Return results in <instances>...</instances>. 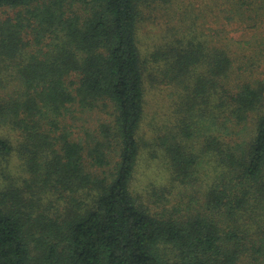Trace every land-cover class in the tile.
Masks as SVG:
<instances>
[{"label": "trees", "instance_id": "obj_1", "mask_svg": "<svg viewBox=\"0 0 264 264\" xmlns=\"http://www.w3.org/2000/svg\"><path fill=\"white\" fill-rule=\"evenodd\" d=\"M144 1L0 0V264H264V80Z\"/></svg>", "mask_w": 264, "mask_h": 264}, {"label": "rangeland", "instance_id": "obj_2", "mask_svg": "<svg viewBox=\"0 0 264 264\" xmlns=\"http://www.w3.org/2000/svg\"><path fill=\"white\" fill-rule=\"evenodd\" d=\"M140 9L138 40L144 59L168 44L194 39L210 50L226 49L237 67L247 68L250 76L264 80V0H145ZM12 16V10L0 8V22ZM148 91L151 119L157 91ZM158 94L166 97L161 90ZM165 104L161 108L167 113ZM146 157L137 176L141 192L161 180L159 163Z\"/></svg>", "mask_w": 264, "mask_h": 264}]
</instances>
